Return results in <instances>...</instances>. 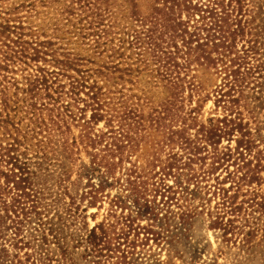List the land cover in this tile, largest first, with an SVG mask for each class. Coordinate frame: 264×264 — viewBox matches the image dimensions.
<instances>
[{"label": "trees", "instance_id": "trees-1", "mask_svg": "<svg viewBox=\"0 0 264 264\" xmlns=\"http://www.w3.org/2000/svg\"><path fill=\"white\" fill-rule=\"evenodd\" d=\"M24 1L17 3V7H11L7 12H0V178L3 179L2 191L6 192L11 200L7 210L12 213L14 219L7 217L11 223L7 229H13L14 240L22 235L25 225L31 223L32 217L40 224L39 230L33 228L36 234H29V241L25 242L21 237L13 244L14 249L20 251L25 247L32 249V253H25L21 257L16 253L12 256L10 264H53L65 259L59 233L51 227L47 228L46 223L42 222L41 216L45 207L41 206V199L33 190L30 177L32 172L25 161L27 147L34 146L37 149L34 152L39 153L44 148L42 140H38L42 133H55L63 138L70 130V124L75 123L76 127L80 128V134L77 138H72L71 144L79 139L94 149L97 144H102L104 138L111 139V142H107L103 147L110 156L109 159H104L103 168L107 173L112 171L117 165L113 160L117 155L120 156L118 161L121 163L123 153L128 148L137 147V140L132 135L133 120L136 116L131 102L134 96L126 95L131 89H125V86L127 83L133 84L128 78L137 70L131 69L130 62L135 55L143 56L140 53L145 46L151 58L149 63H146L148 58L141 62L146 63L145 66L149 64L152 67L149 73H154L156 80L161 79L171 92L170 100L163 106V113L166 112V116L170 118L177 115L174 114L179 109L177 106L183 105L185 91L190 92L186 99L191 101L195 96L193 93L199 90L193 75L187 80L193 65L213 70L216 75H224L222 81L226 90L223 91L220 86V89L213 93L217 95L216 102L224 105L222 108L226 114L214 123L210 120L208 125H200L196 131V135L204 138L205 143L209 142V146H214L209 153L210 168L199 173H203L202 180H206V177L214 174L224 163L232 160L231 165L234 168L226 174V178L222 182L214 179L217 180L216 185H219L217 189L215 185L214 190L219 192L214 191L212 196L218 195L220 202L215 203L212 210L208 208L206 216L212 228L219 230L225 238L229 234L230 237L243 234L245 243H250L255 233L251 221L258 220L254 217L255 213L264 216V192L259 188L264 182V178L260 176L264 170V156L256 144L257 141L264 142V136L254 138L248 124L243 122L240 108L241 101L247 100L244 96L246 88L253 92L250 100L254 105H258L251 109L252 116L256 108L262 105L264 54L261 51L264 50V42L258 41L259 34L253 32L250 21L243 20L247 0H205V3H201V0H156L151 12L146 16H141L134 10L130 11L127 16L130 23L126 27L118 23L120 19L111 0H64L59 16L65 26H68L66 34L70 35V38L62 45L69 42L87 45L92 51L91 58L81 57L70 51L57 54L61 47L54 49V43L50 40H41L31 25L24 27L18 14L29 6L33 8L39 0H31L29 6H26ZM40 2L41 6L46 7L59 0ZM259 6V9L264 11V2ZM182 14L187 17L185 22L180 20ZM195 16H198L196 21ZM190 21L193 22V26H190L194 28L193 32L187 29ZM151 22H157L155 24L165 31L163 34L158 33L155 40L152 27L144 28ZM194 22H199L200 25L194 26ZM119 35L122 37H118ZM163 38L167 41H163ZM66 39L68 38L64 37V40ZM60 40L64 41L61 38ZM116 40L119 45L115 44ZM239 42L243 44L238 49ZM126 44L128 49L135 50V53L131 52L126 56ZM138 61L135 57L132 65ZM39 62L51 63L53 69L35 64ZM16 66L22 73L21 85L24 88H20L13 77H8V73H15L13 68ZM33 67H36L35 74L29 72ZM136 68L141 67L136 65ZM11 79L13 82H10ZM18 94L23 95V98ZM196 96L199 94L196 93ZM41 100L47 102L43 103ZM87 111L90 112L89 117L86 116ZM155 118L157 120L159 117ZM25 120L27 122H24ZM102 121L105 123L106 132L95 134L94 127ZM187 133L185 129L173 131L168 128L165 134L166 144L176 142L190 145ZM234 135V147L217 148L221 139ZM174 137L176 141L173 140ZM31 140L36 143L30 144ZM202 149L195 148V151L200 154ZM188 160L191 163L192 160ZM186 165L188 164L181 163L180 158L173 154L165 160L162 172L181 170ZM8 166L10 168H7ZM169 173L166 172L165 175L169 176ZM199 177L200 174L192 173L188 181H197ZM103 178L101 176V179ZM227 180L230 182L229 188H220ZM103 183L104 180L98 186L100 191ZM253 185V188L248 189ZM164 187L161 188L163 192L159 191L160 197L166 198L162 206L172 202L175 197L171 194H176L170 187ZM165 192L168 193L167 196ZM239 197L242 198L240 201ZM29 202L31 205L28 206ZM185 212L190 213L187 210L183 211V214ZM126 220L129 221L128 218ZM130 222L129 225L124 224V230L127 231L118 234L115 239H122L125 244L116 241V247L107 242L108 236L103 224L96 227L100 230L99 234L96 229L90 230L85 239L86 256L99 258L102 264H110L109 259L112 257L104 255L103 251L113 253L114 250L119 256H116V262L111 264H127V255L130 252L121 250L120 247H135L134 241H128ZM244 227H248V230L244 231ZM144 231L146 234L157 235L150 230ZM55 244L60 250L58 256L50 249V245ZM109 244H113V249Z\"/></svg>", "mask_w": 264, "mask_h": 264}, {"label": "rangeland", "instance_id": "rangeland-1", "mask_svg": "<svg viewBox=\"0 0 264 264\" xmlns=\"http://www.w3.org/2000/svg\"><path fill=\"white\" fill-rule=\"evenodd\" d=\"M40 1L42 0L36 1L33 8L29 6L31 0L24 1L25 5L29 7L21 10V13L18 14L23 26L31 25L33 30L40 35L41 40H50L51 43H54V49L61 47L62 49L57 50V54L61 51H70L72 54L91 58L92 51L87 45L70 42L62 45L67 43L70 38V35L66 34L68 26H65V22L59 16L64 0L46 5V7L41 6ZM155 1L111 0V4L120 19L118 23L126 27L130 23V19L127 18L130 11L134 10L141 16H146L151 12ZM200 2L205 3V0ZM263 2L264 0H247L244 7L246 13L243 18V20L250 21V27L253 32L259 34L260 40L258 41L261 42H264V11L259 9V5H262ZM17 3H22V0H1L0 12L2 13V10L7 12L11 7H17ZM262 9L264 10V7ZM180 17L183 22L187 20L183 14ZM194 19V21L198 20V16H195ZM155 23L157 22H151L144 27L145 29L152 27L154 40L157 39L158 33L165 32ZM194 24V26L200 25L199 22L197 24L194 22ZM190 26H193L192 21L189 22L187 29L189 32H193L194 28ZM64 37L68 39L64 40ZM118 37H122V35ZM163 41L167 40L163 38ZM117 43L118 40L115 41V44ZM242 44V42L238 43V49ZM163 46H166L165 43ZM124 49H126L124 50L126 56L131 52L135 53L133 52L135 50L128 49L127 44ZM145 49L146 46L141 49L142 53L140 54L143 56L135 55L139 60L138 63L134 62L132 65L135 57L132 58L131 69L137 71L132 72L128 78L133 84L127 83L125 86V89H131L126 92V95L134 96L131 102L136 116L133 120L132 135L137 140L135 143L137 147L128 148L122 155L121 163L118 161L120 156L117 155L113 159L117 165L112 171L107 173L103 168L104 159L107 160L110 157L103 147L107 142L110 143L111 139L104 138L102 144H97L94 149L87 144L86 146V142L82 143L79 139L71 144L72 138H77L80 134V128L76 127L75 123L70 124V130L63 138L56 136L55 133H42V136L38 137V140H42L44 143L41 152H34L37 150L34 146L33 148L27 147L25 158L27 160L25 161L32 172L30 177L33 190L36 192V196L41 199V206L45 207L41 216L42 222L46 223L47 228L51 227L58 232V237L61 238L60 243L63 242L65 253L63 259H65H60V263L53 262V264H94L96 262L102 264V260L100 261L99 258L86 256L85 239L89 231L103 224L108 236L107 242L113 243L116 247V241L125 244L122 239L116 241L115 239L118 234L121 235L125 230L127 231V229L124 230V224L129 225L130 221L131 229L128 233V241H134L135 247L132 249L126 248L125 245L120 247L121 250L130 252L127 255V264H264L263 215L255 213L254 217H257L258 220L251 221L255 233L252 241L248 244L245 243L243 234L231 237L229 234L225 238L219 230L212 228L209 218L206 216L208 208L212 210L215 203L220 202L218 195L212 196L214 191L219 192L216 190L219 185H216L217 180L214 181V179L222 182L226 178V174L234 168L231 165V160L219 167L214 174L206 177V180H202L204 175L199 173L210 168L209 157L211 154L209 153L212 152L214 146H209V142L205 143V139L196 135V131L200 125H208L210 120L214 123L216 119H220L226 114L222 108L224 105L222 103L219 105L216 102L217 95L213 93L218 91L220 86L223 91L226 90L223 86L224 81H222L224 75H216L213 74V70L193 65V70L189 73L187 80L190 75L195 77V84L199 87L196 93L199 96H196L194 92L195 96L191 98V101H188L189 99L186 97L190 92L185 91L183 105H180L182 108L178 105V111L174 112L177 115L170 118L166 116V112L163 113V106L170 100L171 92L161 79L156 80L154 73H149L152 67L149 64L145 66V64L149 63L151 56ZM263 51L262 49V54H264ZM144 58H148L146 63L141 62ZM35 64L46 69H53L51 63L39 62ZM136 65L141 68H136ZM35 69L36 67H33L29 72L35 74ZM13 70L15 73H8V77H13L18 82V86L24 88L21 85L22 73L18 66ZM10 82L13 80L11 79ZM13 93L14 90L11 87V94ZM252 94L253 92L249 88L245 89L244 96L247 97V100L241 101L240 110L243 113V122L248 124L256 139L264 136V96H262V105L256 108L255 114L252 116L251 109L258 106L250 100ZM19 97L23 98V95H19ZM41 101L47 102L46 100ZM190 110H192L191 114H189ZM89 115L90 112L87 111L86 116L89 117ZM155 116L159 118L156 120ZM156 121L158 122L156 123ZM168 128L173 131L187 130L186 136L191 141L190 145H181L176 142L166 144L165 134ZM94 129L95 134L106 132L105 123L99 122ZM173 140L176 141V138L174 137ZM235 140V135L231 138H223L217 148H232L236 144ZM29 143L34 144L36 141L31 140ZM256 144L264 156V142L257 141ZM195 148L203 149L200 154H197ZM173 154L180 158L181 163L188 165L181 170L174 169L170 173L166 170L170 174L168 176L165 175L166 172H162V167L165 160ZM203 158L206 160H202ZM188 159L192 160L191 163ZM262 163L264 164V161ZM96 171L99 172L96 173ZM192 173H198L201 177L197 181L190 182L188 179ZM101 176L104 178L101 179ZM260 176L264 178V170L261 171ZM102 180L105 183L102 184L100 191L98 186ZM2 182L3 179L0 178V264H10L14 254L18 253L21 257L25 253H32V249L25 247L20 251L14 249L13 244L21 237L25 242L29 241V234H36L33 228L39 230L38 224L40 223L32 217L31 223L25 225L22 235L14 240L13 229H7V226H11L7 217L14 219L12 213L7 210L11 200L7 193L2 191ZM164 185L170 187L171 191L176 194H171L172 197H175L172 202L162 206L166 198L162 199L159 191ZM229 186L230 182L227 180L220 188L228 189ZM253 187L254 185L248 189ZM166 188L164 187V189ZM259 188L264 192V182ZM163 191L161 190V192ZM164 194L168 195L166 192ZM241 199L239 197L238 201ZM29 205H31L30 202ZM187 210L190 213L183 214V211ZM237 225L240 226V224ZM144 229L157 235L146 234ZM247 230L248 227H244V231ZM99 231L96 229V233L99 234ZM120 238L123 237L120 236ZM113 244H109L112 249ZM50 249L55 255L60 254L56 244L50 245ZM112 252L105 253L103 251L104 255L112 257L109 259L110 264L116 262L115 257L119 256L114 250Z\"/></svg>", "mask_w": 264, "mask_h": 264}]
</instances>
